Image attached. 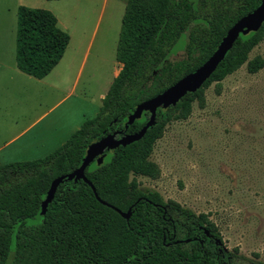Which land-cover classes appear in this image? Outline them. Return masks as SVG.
Listing matches in <instances>:
<instances>
[{"label": "trees", "instance_id": "16d2710c", "mask_svg": "<svg viewBox=\"0 0 264 264\" xmlns=\"http://www.w3.org/2000/svg\"><path fill=\"white\" fill-rule=\"evenodd\" d=\"M198 3L194 9L188 0H126L115 49L121 68L96 116L42 159L0 164V264H232L204 214L164 202L157 191H142L130 175L158 174L149 159L154 142L167 123L187 117L191 102L201 99L210 82L222 80L245 62L251 73L263 66L261 57L247 58L264 38V21L256 31L237 36L202 87L168 107L169 113L158 109L155 123L139 140L107 151L101 163L93 160L85 168L102 200L122 211L131 207L128 219L98 201L81 179L63 180L40 213L51 180L78 167L88 144L112 131H138L147 112L124 128L136 104L201 65L227 29L260 0ZM15 32V65L37 79L57 64L69 40L50 10L25 5L17 8ZM183 33L185 58L170 60ZM28 218L38 221L28 223Z\"/></svg>", "mask_w": 264, "mask_h": 264}, {"label": "rangeland", "instance_id": "374dc122", "mask_svg": "<svg viewBox=\"0 0 264 264\" xmlns=\"http://www.w3.org/2000/svg\"><path fill=\"white\" fill-rule=\"evenodd\" d=\"M188 1L198 9V0ZM125 2L0 0V62L15 67L20 5L50 10L69 36L46 76L0 84V164L42 159L96 116L99 94L121 68L115 49ZM185 35L170 60L185 58ZM255 56L264 62V38L247 59ZM149 159L158 168L155 177L130 175L142 191H157L164 202L204 214L232 264H264V63L251 73L245 62L204 87L186 118L166 124Z\"/></svg>", "mask_w": 264, "mask_h": 264}, {"label": "water", "instance_id": "95a60500", "mask_svg": "<svg viewBox=\"0 0 264 264\" xmlns=\"http://www.w3.org/2000/svg\"><path fill=\"white\" fill-rule=\"evenodd\" d=\"M263 21L264 0H260V3L254 9L242 15L227 29L215 50L201 63V65L194 68L191 72L184 74L159 93L136 104L135 108L127 115L124 128L126 129L128 125L132 124L136 119H139L142 116V112H148L149 116L146 122L138 131L133 133H122L120 130L112 131L88 144L78 167L68 173L56 176L51 180L45 197L41 201L40 213H45L48 203L54 197L57 186L63 180L81 179L89 184L98 201L113 208L123 218L128 219L131 215V207L126 211H122L102 200L95 192L89 179L86 178L84 174L85 168L93 160H96L97 163H101L107 151L113 150L119 145L125 146V144L127 145L133 141L139 140L144 135L147 128L155 123L158 109H166L170 106H174L187 93L194 92L202 87L203 83L211 76L218 64L223 60L227 51L232 47L237 36H239V34L245 35L251 31H256ZM204 233L207 236H210L207 230H204ZM188 240L189 239H186V241ZM215 241L221 244V241L218 238H216Z\"/></svg>", "mask_w": 264, "mask_h": 264}, {"label": "crops", "instance_id": "0c3cea01", "mask_svg": "<svg viewBox=\"0 0 264 264\" xmlns=\"http://www.w3.org/2000/svg\"><path fill=\"white\" fill-rule=\"evenodd\" d=\"M14 59H15V54H14ZM114 71L112 72V74H114ZM29 78H34V77L27 75L24 72L20 71L19 69H17L16 65L15 67H12L11 65H7L3 62H0V84H2L1 85L2 87L6 85L3 83L5 80L9 81V85L12 83L18 84L17 83L18 81H19V84H26V82L30 80ZM104 95L105 94L103 93L99 94V98L102 99ZM25 129L26 128L21 129L18 133L23 132Z\"/></svg>", "mask_w": 264, "mask_h": 264}, {"label": "flooded vegetation", "instance_id": "af4514ba", "mask_svg": "<svg viewBox=\"0 0 264 264\" xmlns=\"http://www.w3.org/2000/svg\"><path fill=\"white\" fill-rule=\"evenodd\" d=\"M142 114H143V112H142ZM148 116H149V113L147 112V116H145V121H144V123L146 122ZM156 116H157V114H156ZM144 123H143V124H144Z\"/></svg>", "mask_w": 264, "mask_h": 264}]
</instances>
